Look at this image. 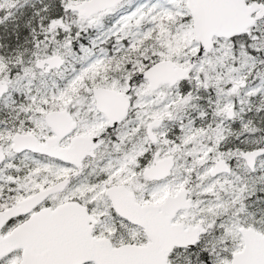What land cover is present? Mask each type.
I'll use <instances>...</instances> for the list:
<instances>
[{"label":"snow or ice","instance_id":"snow-or-ice-1","mask_svg":"<svg viewBox=\"0 0 264 264\" xmlns=\"http://www.w3.org/2000/svg\"><path fill=\"white\" fill-rule=\"evenodd\" d=\"M0 264H264V0H0Z\"/></svg>","mask_w":264,"mask_h":264}]
</instances>
